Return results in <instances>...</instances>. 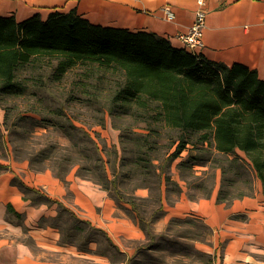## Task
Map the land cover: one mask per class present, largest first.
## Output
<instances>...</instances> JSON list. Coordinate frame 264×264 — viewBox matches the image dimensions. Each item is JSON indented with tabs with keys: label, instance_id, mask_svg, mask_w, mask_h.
Here are the masks:
<instances>
[{
	"label": "trees",
	"instance_id": "16d2710c",
	"mask_svg": "<svg viewBox=\"0 0 264 264\" xmlns=\"http://www.w3.org/2000/svg\"><path fill=\"white\" fill-rule=\"evenodd\" d=\"M54 59L57 60L54 70L56 81L63 80L69 71L79 66L90 69V74L96 69L119 74L122 83L112 97V113L115 106L127 109L134 103L149 114L152 112L151 104H156L158 112L150 118L154 122L159 121L162 129L179 133L176 138L170 137L171 145L162 159L164 164L159 166L149 155L157 147L151 125L148 133L136 135L133 141L137 149L136 172L159 178L158 192L150 199L131 196L126 201L131 204L155 248H169L172 252L177 247L179 255L175 251L172 256L179 261L195 258L200 259V263L212 261L211 256L197 251L193 245L196 241H204L211 233L199 219L173 220L165 234L151 232L152 221L164 212L163 173L157 171L159 167L161 171L166 170L167 165L181 154L187 147V136L199 135L198 141L193 143L195 152L179 164L191 199L211 195L216 181L215 168L222 172L219 202L230 204L235 199L252 195L255 179L261 182L264 194V80L258 72L240 64L229 67L208 61L203 55L174 47L169 40L154 33L94 26L74 13H55L47 21L39 17L23 22L0 18V98L14 99L26 95L29 89L18 77L20 68ZM81 82L87 87L85 78ZM68 137L71 143L67 149L76 147L78 150L76 155L58 158V165H54L57 176L63 178L69 172L64 174L65 164L70 169L78 166L80 177L102 186L118 203L125 200L119 179L116 180V168L111 179L106 169L107 161L96 141L89 137L90 145L84 152L72 133L69 132ZM1 138L4 148H7L6 141ZM177 142V151L170 155L169 151ZM122 147L125 151L126 148ZM237 152L243 153L247 161L239 156L230 159L229 155ZM216 155L222 160L216 161L219 165L212 166ZM0 160L8 159L4 156ZM23 160L32 163L34 157ZM196 165H209V170L197 175ZM8 168L0 163V172ZM166 180L169 183L167 192H180L177 183L170 184V177ZM21 187L24 188L23 185ZM149 188H153V192L157 190L156 186ZM146 202L155 206L149 219L142 210L147 206ZM66 213L75 220L76 226L78 223L88 225L70 210L60 207V215ZM173 226L185 231L173 234ZM108 243L114 247L111 241ZM162 243L165 245L161 246Z\"/></svg>",
	"mask_w": 264,
	"mask_h": 264
},
{
	"label": "crops",
	"instance_id": "0c3cea01",
	"mask_svg": "<svg viewBox=\"0 0 264 264\" xmlns=\"http://www.w3.org/2000/svg\"><path fill=\"white\" fill-rule=\"evenodd\" d=\"M204 1L207 21L203 37L205 48L201 55L208 61L229 67L240 64L256 70L264 80V0ZM197 2L0 0V18L23 22L39 17L47 21L55 13H74L94 26L154 33L169 40L174 47L184 49L178 36L193 25ZM165 6L172 8L176 16L174 21L166 20ZM177 148L178 142L169 154H174ZM192 149L194 146L187 144L169 163L177 168V172L173 170L168 175L170 184L177 183L180 192H167L169 183L166 182L167 186L165 182L162 184L164 212L152 221L151 232L165 234L173 220L199 219L211 233L204 241L194 242V248L212 257V261L199 264H264L261 182L255 186L252 195L228 204L218 201L220 183L216 178L208 198L191 199L179 164L193 153ZM0 163L9 167L0 172V264H132L141 251L161 250L154 247L155 243L142 228L131 204L125 201L127 205L123 207V200L118 203L102 186L80 177L78 166L60 178L49 169L33 170L27 162ZM138 191L136 197L147 198V189ZM62 206L87 222L89 228L99 230L107 242L111 241L114 247L109 246V249L117 253L120 260H110L109 249L100 252L96 242L89 239L90 233L82 243L61 242L56 223L62 218ZM55 255L60 260L51 258Z\"/></svg>",
	"mask_w": 264,
	"mask_h": 264
},
{
	"label": "rangeland",
	"instance_id": "374dc122",
	"mask_svg": "<svg viewBox=\"0 0 264 264\" xmlns=\"http://www.w3.org/2000/svg\"><path fill=\"white\" fill-rule=\"evenodd\" d=\"M56 64L57 60L54 59L40 63L35 62L33 65L20 68L18 77L29 89L28 92L20 98H0V157L5 156V159H8L0 160V162H27L32 169H49L54 173L56 172L54 165H58V158H62L64 155H76L78 150L76 147L73 149L66 147L71 143L68 137L70 132L77 140L78 146L84 148V152L90 145V138L96 141L104 160L107 161L106 169L111 179L114 178V169L116 168L118 174L116 180L119 179V186L123 189L125 198L123 207L127 205L125 201L129 197L138 196L137 192H140L138 191L140 189H147V198L150 199L156 194L155 192H158L159 178H154L149 174L146 177L136 172L138 170L135 167L137 149L133 146L134 138L137 137L136 135L148 133V126L151 125L157 147L149 155L159 166L164 164L162 159L171 145L170 137L176 138L179 133L162 129L159 121L154 122V119L150 118L158 112L155 110L156 104H151L152 112L149 114L134 103L130 104L127 109L115 106V111L112 113L110 110L113 107L112 97L122 83V76L119 74L98 69L90 74V69L79 66L69 71L63 80L56 81L54 77ZM83 78L87 81V87L81 85ZM190 135L187 136V140L188 144L193 147V143L198 141L199 135ZM1 137L6 141L7 148H4ZM122 146L126 148L125 151ZM192 152H195V149H192ZM30 156L34 157L32 163L23 160ZM235 156L247 161V157L241 152L229 155L230 159ZM214 158L215 161L211 165H219L216 161H221V157L216 155ZM244 160V164H247ZM208 166L196 165L194 167L196 174L201 175L202 171L209 170ZM63 167L64 174L67 171L70 172L68 164ZM161 170L159 167L156 171L163 173L162 183L165 182L167 186L166 177L170 176L173 170L177 172V168L168 164L166 170ZM215 171L216 182L220 183L219 187L221 188V169L215 168ZM259 183L260 181L255 179L254 185L257 186ZM152 186H156L157 190L151 191L153 188L149 187ZM146 205L142 207V210L145 217L149 219L155 206L151 205V202H146ZM119 207L121 210H125V208ZM74 223L75 220H71L68 213L63 214L56 223L61 232V242L82 243L87 240L86 237L90 233L89 239L96 242L100 252L109 249L110 244L101 232L90 230L89 226L84 223H78L77 226ZM184 231L183 228L177 229L173 226L171 233L178 234ZM72 235H75L74 239H72ZM181 241L183 242V240ZM164 245L162 243L161 246ZM177 249L176 247L172 252L165 249H161L165 250L164 252L158 249L149 252L141 251L137 259L131 263L199 264L201 262L197 258L177 260L172 256ZM109 252L110 260L113 262L120 260L119 255L113 250L109 249ZM178 253L180 252L177 251L176 254ZM51 258L60 260L57 255Z\"/></svg>",
	"mask_w": 264,
	"mask_h": 264
},
{
	"label": "built area",
	"instance_id": "2783aa9c",
	"mask_svg": "<svg viewBox=\"0 0 264 264\" xmlns=\"http://www.w3.org/2000/svg\"><path fill=\"white\" fill-rule=\"evenodd\" d=\"M198 10L195 14V20L190 29L178 36V40L182 43L184 50L194 55H201L204 44V30L206 28L207 12L205 11V1L198 0ZM163 13L166 16V20L172 22L176 16L170 6L163 8Z\"/></svg>",
	"mask_w": 264,
	"mask_h": 264
}]
</instances>
